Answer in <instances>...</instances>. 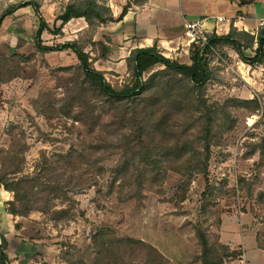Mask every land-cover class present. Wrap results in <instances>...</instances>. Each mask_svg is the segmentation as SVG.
<instances>
[{
    "label": "trees",
    "instance_id": "16d2710c",
    "mask_svg": "<svg viewBox=\"0 0 264 264\" xmlns=\"http://www.w3.org/2000/svg\"><path fill=\"white\" fill-rule=\"evenodd\" d=\"M147 1L128 0L115 18L107 0H64V10L52 29L40 14V2L32 0L9 6L0 14V29L6 18L27 7L33 9L39 25L33 35L32 54L0 56V86L20 79L22 66L39 60L57 80L56 88L64 91V97L58 101L52 92L39 96L34 109L41 116L47 120L59 116L73 120L83 125L89 135L98 130L107 132L108 137L123 132L115 144L120 159L112 170L108 196L118 187L120 201L139 208L144 206L148 194L162 195L169 172L181 176L201 175L207 186L202 194L200 213L206 216L214 204L210 200L214 199L216 190L208 181L212 149L220 146L223 136L234 130L236 110L247 109L253 115L260 109L254 98L247 101L232 98L220 104L207 99L208 86L216 80L219 69L214 65L215 55L209 47L217 52L229 48L250 67L264 66V26L256 35L238 31L233 26L225 36L211 33L207 36L209 47L193 44L186 61L164 57L157 44L135 49L125 60L127 79L121 86H113L107 81L106 73L95 68V65L108 62L112 53L110 40L104 38V41L94 42L93 38L101 27L122 21L130 8L142 7ZM257 1L236 0L240 9L237 16H242L241 10L254 6ZM80 19L85 21L87 29L73 41L52 46L43 43V33L61 37L64 26ZM24 45L19 40L17 49ZM67 51L76 56L77 64L51 69L46 55ZM246 51H253L254 56H247ZM10 136L11 145L0 157L3 166L0 189L13 196L12 201L5 203L6 214L27 219L32 213H39L55 227L74 221L76 202L70 194L78 187V179L83 178L79 176L88 173L83 182L91 184L104 172L103 167L98 166L99 159L93 158L101 146L92 145L83 150L72 148L58 155L55 161L43 156L33 174L19 176L27 148L22 137L12 132ZM246 148L245 158L258 154V164H264V137L257 143H246ZM18 153H22L21 158ZM239 185L247 190L252 187L243 178H239ZM186 192L187 189L181 191L180 202H184ZM258 199L264 203V189L258 193ZM206 220L193 226L196 245L193 263L228 264L240 258V251L232 250L221 243L219 235L210 233ZM14 228L18 231L21 227L15 224ZM91 241L95 255L80 253L82 257L70 264H85L84 259L90 264H170L150 244L119 237L105 227L99 228ZM256 243L257 249L264 251V239L258 237ZM7 249L8 244L1 237L0 264H10L5 254Z\"/></svg>",
    "mask_w": 264,
    "mask_h": 264
},
{
    "label": "rangeland",
    "instance_id": "374dc122",
    "mask_svg": "<svg viewBox=\"0 0 264 264\" xmlns=\"http://www.w3.org/2000/svg\"><path fill=\"white\" fill-rule=\"evenodd\" d=\"M5 1L8 8L32 0ZM0 3L1 14L6 7L3 0ZM26 16H30L29 13L24 15ZM56 18L52 20L53 25ZM13 21L16 23L13 26L17 29L18 41L21 40L26 45L17 49L18 41L7 40L14 37V34L1 35L0 56L11 57L16 53L28 56L34 50L35 31L30 24L21 26L18 25V21ZM59 24L56 23L57 26ZM45 38L47 40H43V43H52L49 46L66 42L63 37ZM185 51L179 49L166 58L172 60L182 58L184 61L188 56ZM218 54L220 57L215 56L214 65L219 69L216 80L208 86L207 99L211 103L220 104L232 98L246 101L254 98L260 109L253 115L247 109L236 110L233 114L236 119L234 130L223 136L220 146L212 149L208 181L216 190L214 199L210 200L214 204L206 216L200 213L202 194L207 186L205 178L201 175L181 176L169 172L163 184L162 195L148 194L144 206L139 208L122 203L117 193L118 187H115L113 193L108 196L107 189L112 180V170L120 159L115 144L121 139L123 132L108 137L107 132L98 130L89 135L83 125L74 123L73 120L61 116L47 120L41 116L34 109V102L39 96L52 92L58 101L64 97V91L56 88L57 80L39 60L23 65L20 79L0 86V157L11 145V132L18 138L22 137V143L27 149L23 153L24 162L19 176L33 174L43 156L55 161L58 155L72 148L83 150L92 145L101 146L93 158L99 159L98 166L103 167L104 172L96 178V183L91 184L83 182L88 173L79 176L83 178L78 179V187L70 194L76 202L74 221L55 227L39 213L30 215L29 219H35L30 221L38 224L41 230L40 234L34 232L36 228L26 232L24 237L31 239L26 242L25 248L27 251H44L49 261L43 262L42 258L34 257L37 263L70 264L80 258V253L85 255L89 253L92 257L95 254L91 248V236L99 228L105 227L119 237H131L150 244L170 264H199L192 261L196 251L193 226L206 218L210 233L219 235L220 241L223 235L221 243L242 254L240 258L229 261L228 264H264V251L257 249L256 246L258 237L264 239V203H260L258 199V193L264 189V164H258V154L250 158L244 157L247 151L246 143H257L264 137V72L262 75H255L253 70L258 67H248L229 48ZM245 54L253 57V51H246ZM47 61L51 69L73 66L76 62L71 54L63 52L48 55ZM95 68L99 71L102 69L98 65H95ZM105 73L107 81L113 86H121L128 77L126 67L122 71L117 70L116 73ZM18 157L21 158L22 153H18ZM2 167L0 164V169ZM239 178L252 184L250 190L239 185ZM183 189H187L186 198L184 202H180V193ZM12 199V194L0 189V203L5 201V204ZM14 226L13 229L9 228V224H5L0 218L2 235L8 233L14 237L17 234ZM31 227L34 225L31 224ZM36 236H40V242H34ZM84 263L90 264L87 259H84Z\"/></svg>",
    "mask_w": 264,
    "mask_h": 264
},
{
    "label": "crops",
    "instance_id": "0c3cea01",
    "mask_svg": "<svg viewBox=\"0 0 264 264\" xmlns=\"http://www.w3.org/2000/svg\"><path fill=\"white\" fill-rule=\"evenodd\" d=\"M40 1V14H42L41 16L44 18L48 27L52 29L54 23H52V20L62 14L64 5L62 1ZM108 1L112 6L111 10L115 18L121 14L122 8L128 2V0ZM5 2L6 1L3 0L4 4ZM238 11H240V9L237 6L236 0H148L142 7H132L122 21L101 27L93 38L94 42L104 41V38L110 40L112 53L108 62L105 63L104 66H100L102 67L101 71L108 73H116L117 70L122 71L126 67L125 60L131 51L149 48L154 44L158 45L164 55L174 53L171 51L180 49L184 33V24L187 20L195 21L206 17L211 18L207 25L208 31L210 34L215 33L219 37L227 35L232 26L238 31L246 32L251 35H256L258 30L264 26V24H262L264 21V0H258L254 6L242 9L243 15L240 17L237 16ZM28 13L30 16L24 17V15ZM216 18H224V20L218 22ZM13 20L18 21V25L21 26L30 24L34 31L37 30L39 25V23H37L38 18L31 7L18 9L12 17L4 20L0 29V36L14 34V37H9L7 40L11 39L15 42L18 41L19 37L16 36L17 29L13 26L16 25V23ZM8 22L9 25L6 28ZM86 29L87 25L83 19L72 20L64 26L62 30L63 35L61 37H63L66 42H70L76 39L77 35ZM50 36L54 37L48 32L43 33L42 41L47 40L45 37L49 38ZM44 44L50 45L52 43ZM63 53L71 54L76 60L73 64H77V59L73 53L70 51ZM47 57L48 55L45 57L46 60ZM256 67H254L256 70H253V73L257 76L262 75L264 66L260 65ZM4 202L5 201H2L0 203V218L5 224H9V228L11 227L13 229L15 224H19L21 227L14 237L8 233H4V236L0 233L1 237H4L8 244V249L5 254L10 264H41L37 263L33 259L34 257L39 259L42 258L43 262L48 263L49 261L44 251H27L25 248L26 242L31 239L30 237H24L26 232L33 231L35 228L36 231L34 232L36 233H39L41 230L38 224H34L30 221L35 219L12 218L6 214ZM31 224L34 225V227H31ZM222 237L223 235L221 236V242ZM34 239V242H40V236H36ZM14 247H16L17 250H15ZM41 247L38 246V248Z\"/></svg>",
    "mask_w": 264,
    "mask_h": 264
},
{
    "label": "built area",
    "instance_id": "2783aa9c",
    "mask_svg": "<svg viewBox=\"0 0 264 264\" xmlns=\"http://www.w3.org/2000/svg\"><path fill=\"white\" fill-rule=\"evenodd\" d=\"M57 2L60 1H64V0H55ZM108 1V0H107ZM108 7L110 9H112L111 4L108 1ZM211 18L206 17V18H202V19H197L195 21H185L184 24V33H183V37H182V41H181V45H180V49L184 50L186 49L185 52L188 53L189 48L196 43H200L203 47H209V42L207 39V36L210 34L207 28L208 23L210 22ZM216 20L218 22H222L224 20V18H216ZM262 24H264V21L262 22ZM255 47H257V45H254ZM212 51V53L216 56V57H220L218 52L216 50H214L213 48L209 47ZM179 49L175 50V51H171L176 53ZM164 57H166L167 55H164Z\"/></svg>",
    "mask_w": 264,
    "mask_h": 264
}]
</instances>
